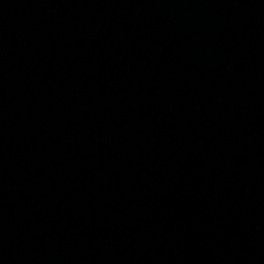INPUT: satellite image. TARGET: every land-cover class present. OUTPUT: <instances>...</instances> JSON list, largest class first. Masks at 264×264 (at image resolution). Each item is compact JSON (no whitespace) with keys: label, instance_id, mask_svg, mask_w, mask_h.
Listing matches in <instances>:
<instances>
[{"label":"water","instance_id":"95a60500","mask_svg":"<svg viewBox=\"0 0 264 264\" xmlns=\"http://www.w3.org/2000/svg\"><path fill=\"white\" fill-rule=\"evenodd\" d=\"M0 264H264V0H0Z\"/></svg>","mask_w":264,"mask_h":264}]
</instances>
